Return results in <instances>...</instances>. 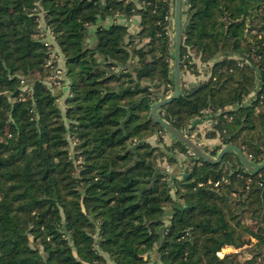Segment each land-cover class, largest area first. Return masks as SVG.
Instances as JSON below:
<instances>
[{"label":"trees","instance_id":"obj_1","mask_svg":"<svg viewBox=\"0 0 264 264\" xmlns=\"http://www.w3.org/2000/svg\"><path fill=\"white\" fill-rule=\"evenodd\" d=\"M132 16L134 34L115 20ZM171 18L174 0H0V264H102V253L112 264H239L217 256L225 246L264 264V169L250 174L229 152L171 185L156 166L188 150L148 141L166 133L151 107L174 91ZM181 19L179 75H198V60L208 76L190 88L179 78L158 116L192 138L209 113L204 137L220 145L205 153L233 145L263 162L264 0H183ZM43 34L64 61L63 115Z\"/></svg>","mask_w":264,"mask_h":264},{"label":"rangeland","instance_id":"obj_2","mask_svg":"<svg viewBox=\"0 0 264 264\" xmlns=\"http://www.w3.org/2000/svg\"><path fill=\"white\" fill-rule=\"evenodd\" d=\"M186 7L187 6L182 5V9L183 10ZM182 21H183V19H182ZM173 27H174V19L171 18V22H170V26H169V38L171 39L170 50L172 52H174V50H172V47L174 46V43H173L174 42V30H173ZM42 37H43L42 39H43L44 42H47V43L51 44V46L49 45V47H48L50 53H51V51H54V53L59 57V61L54 60L55 61L54 64H57V66L59 67L60 71H62V75L60 77L61 79L60 80H56V81L55 80H49L51 82H47L46 81L45 84L51 90V92L53 94L57 95L58 98L56 100V103H57V105H58V107L61 110L62 115H63L64 114V108H65V99L67 98V94H68V87H67L68 86L67 85L68 84L67 83L68 79H67V76H66V74L64 72V70H65L64 61H63V58L61 57V55L59 54V52L57 51V48L55 47L53 39L48 34H46V35H44ZM194 63L197 66L198 75L191 74V72H189V71H184L181 74V81L183 82V84L185 85L186 88H190V86L192 87V85H190L189 83H195V85H196L197 83L205 81L207 79V77L203 76L200 80H198L199 79V75H200L199 71H201L202 73H205L204 72L205 68L204 69L202 68V66H201V64L199 63L198 60H194ZM188 85H190V86H188ZM196 122L197 121L193 120L194 124ZM213 122L214 121H210L209 122V124H208L209 125V129L211 128ZM64 124H65V126H67V122H64ZM194 124H192V125H194ZM190 127H193V126H191V125L188 126L186 132L190 129ZM199 131H200L199 129L195 130L193 128L192 138H190V139L193 142H195L200 148H205V147H203V145H200L202 137L199 134ZM205 131H204V133H205ZM184 134H185V132H184ZM185 135L187 136V134H185ZM173 140H175V138L170 136L168 133H164L162 136L153 135V137H150L148 139V141L151 143V145L158 146L160 149H162V151H163V149H165V146H170V144L172 143ZM158 142H160V143H158ZM67 143H68L69 152L71 154V158H75L74 157V152H73V148L75 147V140H73L72 138H67ZM216 155H217V153H216ZM216 155L215 156H211V157L215 158ZM174 157L176 159L175 163H169L167 156L166 157H156V159H155L156 166L159 167V169L162 171V173H164L165 175L168 176V181H169V183L171 185H174L173 184L174 183V181H173L174 179H178V178L180 179L182 176H183V178H185L186 175H187L186 171H188L192 167V164H193L194 161L199 159L198 156L194 155L189 149L187 150L186 154H184V155L183 154H176V155H174ZM191 158L194 159V160L191 161ZM74 161H76V159ZM225 165L228 168H229V166H231L228 163H226ZM176 171H177V173H175ZM217 183H218V181L214 183V186L217 185ZM171 193L173 194V191H171ZM242 208H243V206L240 205L239 209H242ZM241 221H242L243 224L240 223V226H242V227L243 226L246 227V225L249 227V226L252 225V222L245 215L241 216ZM251 243H255V240L252 239ZM261 244L264 245V241H261ZM231 249H233V250H230V248H228V250H225V249L222 250L221 249L220 251L217 252V256L219 258H221L225 254L235 253V254H237L239 256V264H245V262L251 258L250 252L251 253H255V251H253V252L250 251L251 249L248 246H243V247L236 248V249L234 247H232ZM101 257H103V259L105 261L102 264H112V262H111V260H110V258L108 257L107 254L102 253ZM155 257H156V255H155Z\"/></svg>","mask_w":264,"mask_h":264},{"label":"water","instance_id":"obj_3","mask_svg":"<svg viewBox=\"0 0 264 264\" xmlns=\"http://www.w3.org/2000/svg\"><path fill=\"white\" fill-rule=\"evenodd\" d=\"M181 4L182 0H174V60H173V85L174 91L171 95L166 97L165 99H161L157 101L150 109V115L153 121L159 124L166 133L170 136L181 142L186 148H188L194 155L198 156L204 162L211 164L220 163L222 157L229 152L234 153L242 167L250 174H255L260 170L264 169V161L252 165L249 160L243 155L240 149L233 145H225L220 152L217 154L215 158L209 156L205 153L195 142H193L189 137H187L184 133L175 129L172 125L161 119L157 112L163 106L169 104L171 101L177 99L180 96V83H179V72H180V50L182 44V34H181ZM231 173L233 171L232 167L229 166Z\"/></svg>","mask_w":264,"mask_h":264},{"label":"crops","instance_id":"obj_4","mask_svg":"<svg viewBox=\"0 0 264 264\" xmlns=\"http://www.w3.org/2000/svg\"><path fill=\"white\" fill-rule=\"evenodd\" d=\"M131 1H135V0H131ZM183 1V0H182ZM115 20L121 24H124V25H127L128 26V31L131 33V34H134L138 31V24H139V17L138 16H132L131 18H126V17H117L115 18ZM111 20H107L104 22L105 25H108L110 24ZM181 22H182V19H181ZM173 30H174V27H173ZM94 41H95V38H94V30L93 28H91V45L94 44ZM218 57L220 58V55H218ZM217 57V58H218ZM234 57V56H233ZM202 68L204 69L205 65L204 64H201ZM207 69V68H206ZM205 71V70H204ZM200 75H199V79L200 80L203 76L207 77L208 76V73H202L201 71H199ZM191 76V75H190ZM179 78H181V74L179 76ZM190 85L194 86L195 83H189ZM188 85V86H190ZM191 87V86H190ZM254 94H251L250 96H248L245 101H244V104L247 103L246 105L250 104L252 98H253ZM210 114L209 113H204V115L200 118H197V119H194L195 121H197L195 124L192 122L191 123V126H193L192 128H194L195 130H200L199 131V134L201 135V143L200 145H203V147L209 149V150H212L214 147L220 145V140L218 137H215V138H211V139H208V138H205V133L209 130V122L212 121L211 118H210ZM194 124V125H192ZM206 130V131H205ZM205 131V133H204ZM225 145L221 146L220 147V150L224 147ZM220 150H218L217 154L220 152ZM217 156V155H216ZM177 173V171L175 172ZM176 175V174H175ZM228 248H230V250H233L231 249L232 247L231 246H225L223 248H221L222 250H228ZM220 249V250H221Z\"/></svg>","mask_w":264,"mask_h":264},{"label":"built area","instance_id":"obj_5","mask_svg":"<svg viewBox=\"0 0 264 264\" xmlns=\"http://www.w3.org/2000/svg\"><path fill=\"white\" fill-rule=\"evenodd\" d=\"M46 45H51V44L46 42ZM49 57H50L48 61L49 65L53 64L54 60L59 61V57L54 53V51H51V53H49ZM61 75H62V71H60L59 67L57 66V68L54 70V73L49 77V80H55V81L60 80Z\"/></svg>","mask_w":264,"mask_h":264}]
</instances>
